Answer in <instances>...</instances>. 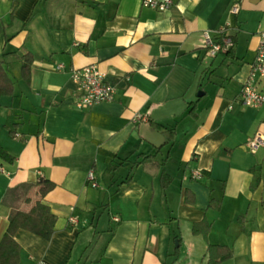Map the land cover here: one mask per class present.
I'll use <instances>...</instances> for the list:
<instances>
[{
    "label": "crops",
    "instance_id": "0c3cea01",
    "mask_svg": "<svg viewBox=\"0 0 264 264\" xmlns=\"http://www.w3.org/2000/svg\"><path fill=\"white\" fill-rule=\"evenodd\" d=\"M219 28L232 46L210 57L203 32ZM261 31L264 0H173L162 12L0 0L13 83L0 95V239L12 209L43 203L56 217L49 240L15 232L17 264H209V246L231 252L215 264H264V147L246 146L264 135V105L236 102ZM90 64L115 95L78 108L71 71Z\"/></svg>",
    "mask_w": 264,
    "mask_h": 264
},
{
    "label": "built area",
    "instance_id": "2783aa9c",
    "mask_svg": "<svg viewBox=\"0 0 264 264\" xmlns=\"http://www.w3.org/2000/svg\"><path fill=\"white\" fill-rule=\"evenodd\" d=\"M141 5L155 11H166L173 0H140ZM238 5L231 7V12L236 13ZM203 46L206 54L210 57L229 49L232 40L225 34L224 28H219L214 34L209 31L203 32ZM71 78L75 83L74 105L78 108H89L100 102L111 101L115 95V86L105 82L104 73L96 64L73 68ZM264 78V31L259 33V41L256 47L255 57L251 64L249 74L242 83L236 102L242 106L257 108L264 105V90L257 88L259 79ZM140 114L135 115V120L142 119ZM250 153H255L260 147H264V135L255 133L246 143ZM0 171L2 168L0 166ZM87 183L96 185L93 171L86 176ZM118 221L117 217H114ZM45 264V263H44Z\"/></svg>",
    "mask_w": 264,
    "mask_h": 264
},
{
    "label": "trees",
    "instance_id": "16d2710c",
    "mask_svg": "<svg viewBox=\"0 0 264 264\" xmlns=\"http://www.w3.org/2000/svg\"><path fill=\"white\" fill-rule=\"evenodd\" d=\"M21 63V75L28 80L32 64L30 53L19 57ZM13 93V83L6 74L2 62L0 61V95H11ZM158 126V125H157ZM164 132L166 128L160 127ZM8 154L0 147V157L5 158ZM147 158V157H146ZM161 178L164 180L167 175L162 172ZM56 217L50 211L49 207L43 203L32 206L28 211L12 209L9 217L7 228L0 239V264H17L19 258V245L14 239V234L18 229L29 231L37 236L49 240L54 232ZM214 247L209 246V264H215L228 258L231 252L227 249L223 255H212Z\"/></svg>",
    "mask_w": 264,
    "mask_h": 264
}]
</instances>
